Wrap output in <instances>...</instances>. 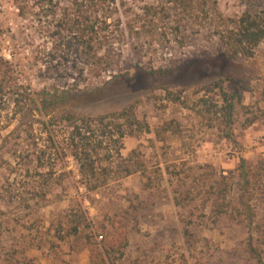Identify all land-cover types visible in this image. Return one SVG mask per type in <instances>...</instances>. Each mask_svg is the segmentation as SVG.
Here are the masks:
<instances>
[{
    "label": "rangeland",
    "instance_id": "obj_1",
    "mask_svg": "<svg viewBox=\"0 0 264 264\" xmlns=\"http://www.w3.org/2000/svg\"><path fill=\"white\" fill-rule=\"evenodd\" d=\"M129 1L138 7L154 3L157 11L173 6L170 0ZM12 9L9 1L0 0V19ZM208 9L210 17L204 19L195 7L179 31V9L173 7L166 18L149 16L152 22H142L124 50L130 75L74 92L63 105L98 115L135 104L151 127V132L124 139L122 153L128 160L118 161L121 167L131 165L132 173L115 174L97 191L84 186L72 157L58 159V178L47 182L37 162L42 140L9 135L19 124L13 118L15 88L9 71L0 91V264H97L92 254L116 235L114 222L130 229L129 245L110 264H264V42L251 57L219 56L202 29L220 23L221 15L241 14L244 6L241 0H209ZM11 51L10 46L3 50L8 59ZM27 55L19 51L23 65H28ZM160 66L172 73H149ZM21 75L20 81H32L36 90L50 85L29 68ZM218 79L243 95L231 138L215 111L200 116L193 109L201 88ZM170 93L181 94L190 108L170 100ZM167 123L172 130H164ZM243 158L256 173L247 192L253 218L236 209L241 207ZM222 187L232 206L229 214L217 216Z\"/></svg>",
    "mask_w": 264,
    "mask_h": 264
},
{
    "label": "trees",
    "instance_id": "obj_2",
    "mask_svg": "<svg viewBox=\"0 0 264 264\" xmlns=\"http://www.w3.org/2000/svg\"><path fill=\"white\" fill-rule=\"evenodd\" d=\"M4 1H9L13 11H9L6 19H0V72L7 67L0 79V91H3L5 79L11 71L9 77L14 79L12 86L15 88L13 118L19 122L9 135L26 134L42 140L37 162L46 170L47 182L58 178V159L68 157L77 161L88 191H97L108 185L115 174H131L132 166L121 167L118 161L128 160L122 153L124 139L151 132L149 123L138 115L136 105L98 115L83 114L63 105L74 92L98 89L113 79L130 75L132 65L124 50L141 29L140 24L151 21L149 16L154 18L161 13V17L166 18L170 17L173 7L179 9L181 16L176 27L179 31L181 26H187V15L193 16L195 7L200 11L199 16L209 19V0H170L173 6L166 8L163 5L161 11H157L154 3L138 7L136 2L130 3L129 0ZM241 3L244 6L241 14L221 15L220 23L202 29L212 39L219 56L251 57L264 42V0H241ZM191 30L194 31L193 24ZM5 46L14 49L10 52L11 59L3 53ZM131 50L140 58L137 44H132ZM19 51L29 55L28 65H23ZM139 61L138 65H141ZM26 68L34 70L38 78L50 82V85L36 90L32 81L21 82V74ZM149 73L167 76L172 70L163 66L152 67ZM201 92L203 95L193 109L200 116L215 111L226 136L231 138L236 125L235 113L243 100L242 93L227 90L224 79L205 85ZM261 95L264 97V82ZM211 96L217 99L213 101ZM168 98L189 107L181 94L170 93ZM167 124L170 126L164 130H172L171 123ZM157 134L163 141L161 132ZM254 174L243 158L240 164L243 187L239 197L242 208L236 209L240 214L244 209L250 218L254 212L247 192ZM49 192L45 191L44 198ZM218 201L217 216L229 214L232 202L228 200L225 187L221 188ZM81 223L79 220L78 224ZM113 224L117 228L116 235L92 254L97 264L115 263L129 245L128 226L119 223L118 227V222ZM79 225L74 226V234H78ZM116 252L119 253L117 257ZM252 253L256 257L259 255L255 247Z\"/></svg>",
    "mask_w": 264,
    "mask_h": 264
}]
</instances>
